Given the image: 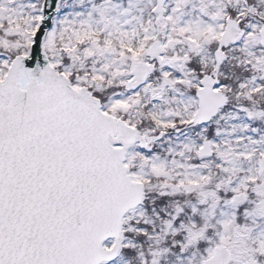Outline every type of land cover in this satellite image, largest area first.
<instances>
[{
	"label": "snow or ice",
	"instance_id": "obj_1",
	"mask_svg": "<svg viewBox=\"0 0 264 264\" xmlns=\"http://www.w3.org/2000/svg\"><path fill=\"white\" fill-rule=\"evenodd\" d=\"M0 264H264V0H0Z\"/></svg>",
	"mask_w": 264,
	"mask_h": 264
}]
</instances>
